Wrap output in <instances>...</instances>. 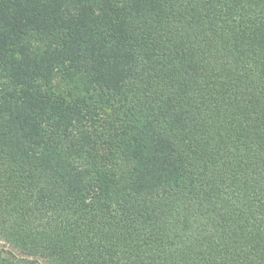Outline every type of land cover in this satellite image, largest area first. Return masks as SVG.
<instances>
[{
    "label": "trees",
    "instance_id": "1",
    "mask_svg": "<svg viewBox=\"0 0 264 264\" xmlns=\"http://www.w3.org/2000/svg\"><path fill=\"white\" fill-rule=\"evenodd\" d=\"M0 264H264V0H0Z\"/></svg>",
    "mask_w": 264,
    "mask_h": 264
},
{
    "label": "rangeland",
    "instance_id": "2",
    "mask_svg": "<svg viewBox=\"0 0 264 264\" xmlns=\"http://www.w3.org/2000/svg\"><path fill=\"white\" fill-rule=\"evenodd\" d=\"M4 247L6 248V244L3 241H0V249H2Z\"/></svg>",
    "mask_w": 264,
    "mask_h": 264
}]
</instances>
